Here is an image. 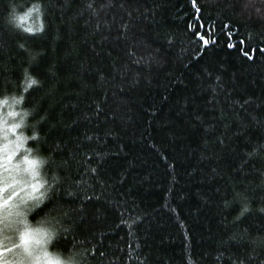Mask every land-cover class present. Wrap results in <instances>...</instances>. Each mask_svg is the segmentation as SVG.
Here are the masks:
<instances>
[{"label": "trees", "instance_id": "trees-1", "mask_svg": "<svg viewBox=\"0 0 264 264\" xmlns=\"http://www.w3.org/2000/svg\"><path fill=\"white\" fill-rule=\"evenodd\" d=\"M0 123L55 185L30 225L68 212L61 261L264 264V0H0Z\"/></svg>", "mask_w": 264, "mask_h": 264}, {"label": "snow or ice", "instance_id": "snow-or-ice-1", "mask_svg": "<svg viewBox=\"0 0 264 264\" xmlns=\"http://www.w3.org/2000/svg\"><path fill=\"white\" fill-rule=\"evenodd\" d=\"M32 10L29 9L25 15H30ZM23 20L24 17L15 15L13 9V15L9 18V23L21 28L23 27ZM23 30L29 33L36 31L31 27H25ZM39 30H42V27ZM204 43L207 44L208 41L204 40ZM36 59L37 57H32L33 61ZM38 84L39 81L29 70L25 69L22 85L24 92ZM22 101L23 97L21 96L20 99L15 100V103L19 104ZM28 115L30 113H23L25 117ZM45 119L46 117H41L40 123ZM21 124H23V120H21ZM20 126L18 124L13 127L18 128ZM28 139L39 140V135L34 130L33 135L30 137H18L16 147L19 148L20 143L26 142ZM261 147H264V145ZM0 151L3 150L0 149ZM25 152L27 154L15 162L13 161L17 153L14 150L4 153L0 157V235H3L5 240L12 242V248H8L7 245L0 242V257L3 256L4 251L12 252L13 249L16 250V256L12 261L0 260V264H75L71 257L66 262L61 261L59 258H56L53 262L47 250L49 244H55L61 239H65L64 234L71 231V227L64 226V219L68 217L67 211L59 216H51L50 213H46L45 218L39 222L41 227L33 228L28 222V213L39 215L44 212L47 207L46 201L51 200L50 193H53L56 189L54 184H48L40 176L39 169L45 161L30 158V149H25ZM254 154L249 153L248 155L251 157ZM55 180L56 178H54ZM68 194L73 195L71 192ZM239 202L242 207L234 223L251 211L246 198H239ZM229 204L230 202L226 201L225 207H228ZM52 210L58 211L55 207ZM259 211L264 213V208H260ZM45 224L48 227H43ZM232 239L240 241L244 240L245 237L239 233H234ZM251 243L255 244L256 241L252 240ZM241 264H243L242 261Z\"/></svg>", "mask_w": 264, "mask_h": 264}, {"label": "rangeland", "instance_id": "rangeland-1", "mask_svg": "<svg viewBox=\"0 0 264 264\" xmlns=\"http://www.w3.org/2000/svg\"><path fill=\"white\" fill-rule=\"evenodd\" d=\"M5 127H6L5 124L0 123V149H2V150H4L3 146H5L7 143L9 144V142H10L9 138L6 135V128ZM14 145L16 147V143H14ZM1 153H2V151H0V154ZM0 242H2L5 245H8V246H10L12 244L11 241L5 240L3 235H0ZM8 248H12V246H10ZM15 256H16V250L15 249H13L12 252L4 251L3 256L0 257V260L12 261L15 258ZM50 257L53 260V262H55L56 257L54 255H51V254H50Z\"/></svg>", "mask_w": 264, "mask_h": 264}]
</instances>
